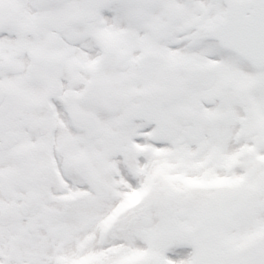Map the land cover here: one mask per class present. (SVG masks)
Masks as SVG:
<instances>
[{"label":"snow or ice","instance_id":"obj_1","mask_svg":"<svg viewBox=\"0 0 264 264\" xmlns=\"http://www.w3.org/2000/svg\"><path fill=\"white\" fill-rule=\"evenodd\" d=\"M0 264H264V0H0Z\"/></svg>","mask_w":264,"mask_h":264}]
</instances>
